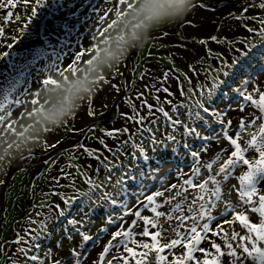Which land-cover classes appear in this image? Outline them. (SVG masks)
Wrapping results in <instances>:
<instances>
[{
    "label": "snow or ice",
    "instance_id": "obj_1",
    "mask_svg": "<svg viewBox=\"0 0 264 264\" xmlns=\"http://www.w3.org/2000/svg\"><path fill=\"white\" fill-rule=\"evenodd\" d=\"M37 3L40 4L41 0H37ZM136 3L137 0H108V7L101 12L96 22L99 27H95L92 31V39L96 41L99 37V40L87 50V53L77 52L72 63L63 69L49 66L50 72L54 69L53 75L42 80V86L34 93L36 98L26 99L33 94L30 90H25L20 99L12 101V106L0 104V133L3 134L4 139V147L0 152V168L5 170V175L13 165L15 170L22 169L24 165L19 161L33 159V155L25 156L22 148V144L28 143V138L25 137L27 128L17 131V127L25 117L31 119L40 116L44 121L54 125L61 124L60 118L71 108L69 97L74 91L89 92L91 93L89 96L93 94L99 96L106 86L112 92H121L124 85H120L116 79L123 75L119 67L107 76L101 72L99 76L93 77L92 73L96 71L95 62L101 52L106 51L101 48V44L111 46L110 33L128 16L129 12L136 10L134 19H138L139 22L133 25V34H135V29L141 27L145 21L151 22L182 15L189 7V0H142L138 9ZM2 7L4 6L0 5V8ZM192 7L211 8L204 3V0H200L199 4ZM257 12L260 15H256ZM35 13L36 10L33 8L32 14ZM5 15L9 18V22L14 16L11 11L6 12ZM229 17L243 24L246 30L245 40L248 34H252L264 45V0H243L235 13L229 12ZM15 19L19 21L21 17L15 16ZM129 23L131 21L125 22V27ZM187 23L191 24V21ZM27 27L28 25L25 24L24 28ZM4 31L5 29L0 27V33ZM168 35V31L163 28L153 33L156 39H163ZM115 38L119 42H124L125 33H120ZM210 39L223 43L231 52H239L234 40L221 41L215 35ZM245 40L239 41L242 48ZM199 42L204 45L208 43L207 40ZM8 47L12 45L8 44ZM86 54L90 55L89 59L83 61L86 66L79 67L82 57ZM3 55L8 56L9 53L4 52ZM244 55H248L247 48H244ZM228 59L231 60V57ZM205 60L213 63H208L205 67ZM215 61L220 63L216 65ZM237 63L239 61L229 64L220 53L209 50L206 57L198 64L188 66L191 75L180 73L174 67L164 72L162 75L165 80L169 79L170 73L177 79L182 75L189 85L187 88H181L180 91L183 99L191 103L177 104L174 109L165 110L159 107L161 103L159 97L156 98L155 105L148 103L144 92H138L134 98L129 97L126 103L131 109V114L120 113L125 125L105 132L107 137H115L121 146L113 151L104 140L99 141L111 153V158L103 160L102 166L94 171V175L103 172V179L99 176L97 180L89 177L87 182L92 185L89 192L105 189L99 197L100 201H110L111 205L118 204V200L113 198L107 188L119 189L123 194L127 181L137 179L133 174V170L137 172L140 170L137 160L141 157L144 161L150 159V155L145 151V139L154 146L152 151H156V145L166 147V141L177 142V132L180 133L181 138L187 136L201 141L198 148H193L191 141L183 143V148L187 150L186 154L191 157L187 170L177 167L176 173H170L155 169L153 174L146 177L140 172L145 179L158 180V186L150 187L141 181L142 190L136 194L135 200L123 203V214L113 217L109 213L102 221L103 226L99 227L95 234L92 233V229L96 227L95 222L90 217L87 220L84 218L88 216L87 213H84V216H73L66 208L74 203L73 198L68 197L66 192L43 193L44 198L36 207L47 208L50 214L55 211V216L49 218L44 217L40 212H34L35 216L41 217L39 230L30 228L26 230L25 235L16 233L11 242V251L9 241L0 238V264H247L248 257L258 259L259 264H264V79L256 80L254 83L244 80L240 87L230 89L242 97L244 102L233 110L242 113V116H236L235 122L229 117L226 109L211 108L216 91L221 89L222 85H227L226 80L219 79L221 75L229 76V72L223 69L231 68ZM56 74L60 79L54 78ZM90 84L96 87L89 88ZM152 88L155 89V85ZM205 88H207L206 92ZM48 89L66 92L64 99L68 102V106L61 104L59 107L53 105L48 108L49 101L41 99L42 91ZM168 91L167 88L164 89V92ZM134 100L140 101L139 106ZM168 103L172 104L174 101L170 99ZM107 107V103H101L98 110L93 101H88L83 106L82 114L73 112L68 119V123L72 125L71 130L78 131L75 127L77 119L85 117L94 119L96 115H102L103 109ZM181 109L187 110L190 118L194 116L195 120L192 124L185 123L180 118L184 115ZM157 110L172 127L171 132L166 128L165 134L161 135L159 129L153 126L157 123L155 119ZM210 110L211 116L215 117V122L220 126L219 131L205 120L203 114H208ZM141 111L144 114H141ZM195 121L212 128L214 134L204 135L202 130H198L201 124ZM27 127L30 128L32 125L29 124ZM79 130L84 131L83 126ZM45 131L49 136L56 135L55 129L45 128ZM86 131L94 132L95 126L89 125ZM14 137L24 139L18 140ZM59 143L61 142L48 143L46 140L41 146V151L55 148ZM79 148L91 154V150L85 145L80 144ZM28 152L32 153V149L29 148ZM124 156L128 157L127 161ZM97 159L100 157L98 156ZM128 165H131V168ZM65 171L66 169H61V172ZM156 172H159V176L155 174ZM69 176L70 174L65 179L67 180ZM160 176L165 179H160ZM56 180L57 178L53 177V182ZM74 186L75 180H72L71 184L64 185V187ZM0 187H6L4 179H0ZM148 187L150 191L145 193L143 188ZM49 197L54 198L56 202L48 203ZM145 211L154 215L142 214ZM69 216L72 218L68 219ZM60 218H64L67 222L60 226L57 233L55 221ZM28 223L30 225L37 223L33 219V214H29ZM225 226H228L227 229ZM209 233L212 237H218L220 242L210 238ZM76 237H79L78 243ZM134 237H150L151 242ZM43 240H52L53 243L45 248ZM65 240L70 244L67 255L62 254ZM239 241L244 243L241 244ZM87 242L98 246L97 255L84 256L81 249L87 250L85 248ZM202 242H204L203 247L200 246ZM129 243L135 247L129 246ZM138 248L143 250L137 251ZM166 250L179 255L176 259H171L170 255L165 254ZM210 256L213 258L209 259Z\"/></svg>",
    "mask_w": 264,
    "mask_h": 264
},
{
    "label": "rangeland",
    "instance_id": "obj_2",
    "mask_svg": "<svg viewBox=\"0 0 264 264\" xmlns=\"http://www.w3.org/2000/svg\"><path fill=\"white\" fill-rule=\"evenodd\" d=\"M207 1L209 4H212L211 0H204V3ZM213 1L218 4V7L215 8L216 11H221L225 7L231 6L230 4L237 3V0ZM199 3L200 0H195V4ZM0 5L4 6L0 8V27L5 29L3 33H0V79L3 78L2 85L4 83V88L1 92L3 95L2 97L8 95L7 99L4 101L2 100V104L12 106V101L20 99L21 94L25 90H30L33 94L26 99L36 98L34 93L42 86V80L49 75H53L54 69L50 72L49 66L63 69L72 63L77 52L84 51L87 53V50L93 44L98 42L99 37L96 41L92 39V31L95 27H99V24L96 22L101 12L108 7V0H41L40 4L37 3V0H11V3H9V0H0ZM33 8L36 10L35 15L32 14ZM58 10L61 12L63 18L59 19L56 24L51 21L47 22L48 19L41 20L39 24L34 21L37 19L36 14L38 11L41 12L40 19H42L44 15L52 12L56 13ZM8 11H11L14 14L10 22L9 18L5 15ZM256 15H260V13L257 12ZM15 16H20L21 19L17 21ZM183 22L184 21L181 20L180 22L161 27L168 31V36L163 39H156L152 36L149 45L143 50L133 51L125 61L118 66L123 75L116 79L120 85H124L120 93L112 92L104 86L103 91L99 93L97 99L94 98L93 95L88 96L86 100L93 101L98 110L101 103L108 102V107L103 109L102 115L98 114L94 119L85 117L84 119H87V121H83L85 122L83 127L84 131H72V125L68 123V119L62 124L54 125L51 122L44 121L40 116L31 119L25 117L24 121L17 127L18 132L27 128V131H25V137L28 138V143L26 145L22 144V147L25 148L26 156L33 155V159L19 161L24 167L20 170H15V166L13 165L11 169H8L7 175H5L4 169L0 168L1 173L4 171L3 176L0 174V179H4L6 183V187H1L0 193V238L9 241L10 251L11 242L16 233L25 235L26 230L30 228L39 230V221L41 220V217L35 216L34 212H40L44 217L49 218L50 216H55V211L50 214L47 208L36 207L41 202V198H44L43 193L45 192H66L67 196L70 194L76 195L83 199V201L87 200V194H89L90 198L87 202L83 204L77 203V210L74 216H84V213H87L88 216L84 217L85 220L90 217L96 224V227L92 229V233H95L99 227L103 226L102 221L106 219V215L109 213H111L113 217L123 214V211H111L110 209L112 206L107 201L99 200L101 193L105 191L104 188H101L96 192H89L92 185H88L89 183L87 182L89 177L93 180H97V176H99L100 179H103V172L94 175V171L102 166L103 160L111 158V153L104 147V145L103 147H99L94 142L97 141V143H100L99 141L102 139L113 149V151L121 146L117 141L111 142V139L105 135L106 131H102V129H104L102 125L107 119L106 112H109L114 103L115 105H120L121 102H124L125 106L128 107L124 112L129 114H131V109L127 105L126 100L129 97H132V94H137L138 92H144L148 103L153 105L157 103L156 98L159 97L161 101L160 105H164L165 109H174L177 104L181 103H191V101H185L183 95L178 96L175 94L176 91L181 92V88H187L189 86L184 81L183 76L181 75V78L177 79V83L175 84L177 88H174V85L171 84V82H168V79L165 80L162 74L174 67L179 70L180 73H188L191 75V73L188 72V66L198 64L201 59L206 57L209 50L214 53H220V55L225 57V60L229 64L233 61H239V63L233 67L223 69L224 71L229 72V76L225 77L221 75L219 79L232 81L241 77V74L243 76L247 72L252 74V82L263 77L264 74L257 68V61L264 56V45L260 43L258 37L254 38L252 34H248L247 39L245 40V28L243 29L244 31L230 32L233 28L231 27L232 25L222 24L218 27L216 32L210 36H198L190 34L187 28H184L185 26L183 25ZM25 24L28 25L27 28H24ZM32 24H34L33 28H31ZM25 34H29L32 38L25 41ZM56 34L57 40L55 42ZM213 35L218 36L221 41H224L225 39L236 41L235 46L239 52H231L223 43L211 41L210 37ZM34 36H36L35 40L33 38ZM200 40H207L208 43L206 45L201 44L199 42ZM241 40H245L243 48L239 43ZM41 41L46 42L47 44L41 45ZM249 41H251V43H249ZM8 44H11L12 47L9 48ZM223 46L224 49L222 51L219 47ZM44 47L46 50V62L40 64L37 62L36 54L39 49ZM244 48L248 49L247 56L244 55ZM4 52H8L9 55L4 56ZM180 53L182 57L180 56ZM228 57H231V60H229ZM89 58L90 55H84L79 67H85L86 65L83 61H86ZM208 63H213V61L205 60V67ZM214 63L218 65L220 61H215ZM171 75L176 77L173 74ZM6 76L7 78L4 79ZM141 76H143V79H141ZM54 78L60 79L58 74H56ZM196 82L199 84V80ZM164 83H168L166 86L169 90L168 95H162L159 93V86L162 84L165 85ZM208 83H210V81H208ZM153 85H155V89L152 88ZM171 86H173V89ZM225 86L226 85H222L221 89H218L215 95H217L220 90H225L227 95H229L230 90ZM204 91L206 92L207 88H205ZM164 94H166V92ZM227 95H225V97H229ZM170 99L174 101V103L169 104L168 101ZM69 101L71 103L70 99ZM134 103L139 106L140 101L134 100ZM234 103L235 104H233L228 111L229 117H231L233 121L237 114L242 115V113H239L238 111H233L237 109L238 105H241V98L237 97ZM13 110L15 111V108H13ZM193 110L195 109L193 108ZM245 110L247 111V108H245ZM81 111L83 113V107ZM181 111L184 112V115L180 117L182 120L190 123L194 122V116L189 120L190 117L187 110L181 109ZM141 114H144L143 111H141ZM159 115L162 116V113L158 111L155 117L157 123L153 126L159 129L161 135L164 134L166 128L168 132H171L173 129L166 121V118L163 117L160 119V123L158 122ZM116 120L117 119L112 122H115ZM37 121H39V123ZM195 123H199V121H195ZM29 124H31L32 127L28 128L27 126ZM89 125L95 126L94 132L86 131ZM124 125L125 124L122 123L118 128H121ZM45 128L49 130L51 128L56 129V141L54 142L60 141L61 143L55 148H48L44 153L39 151V148H41L42 144L45 143L44 141H46L45 134L47 132L45 131ZM213 134V131L208 132L209 136ZM177 135L179 136L180 133L177 132ZM14 139L23 140L24 138L14 137ZM52 139H49L47 142L54 143ZM67 140L72 144H66ZM91 143H94L96 147H89ZM80 144L85 145L87 149L91 150V154H93L94 157L93 160L90 162L84 160L85 151L79 148ZM181 144H183L182 139H177V142L166 141V147L176 145V147L179 146L180 148ZM3 147V134L0 133V152H2ZM29 148L32 149V153L28 152ZM13 151H15V149ZM148 151L150 155L153 156V159H155V166L154 169H150V175L153 174L155 169L163 170L162 167L166 166L168 161L165 160L163 155L160 156V152L155 153L150 147L148 148ZM69 154H71V156ZM98 156L100 159H97ZM124 159L127 161L128 157L124 156ZM50 161H54V163H49ZM60 161L62 162L61 168L58 171V174L53 175V165ZM160 162L164 166H162ZM189 163L190 158H186L185 156L184 162L171 164L174 170L172 172L176 173L177 167L187 170ZM159 165H161V167ZM128 167H131V165H128ZM61 169H66V171L61 172ZM41 173H43V175H41ZM68 174H70V176L66 180L65 177L68 176ZM155 174L159 175V172H156ZM53 177L57 178L56 182H53ZM72 180H75L74 187H64L66 184H71ZM158 182V180L152 181L146 179L144 184L151 187L158 186ZM150 187L147 189L143 188L145 193L150 191ZM141 190L142 186L139 189L131 187L129 195L125 199L124 197H121V200L124 203L132 202L135 200L136 194ZM107 191L111 193L113 198H117L119 189L117 192V189L107 188ZM47 202L55 203L56 201L54 198L49 197L47 198ZM133 207H135V205H133ZM29 214H33V219L37 221L36 224L30 225L28 223V217L26 216ZM142 214L154 215L147 211ZM55 224L57 233H59L62 224L58 223V220L55 221ZM227 227L228 226H225L226 229ZM27 238L28 237L26 236V239ZM134 238L144 240L145 242H151L150 237ZM45 241L46 240H43L45 248L53 243L52 240H48V242ZM76 242H79V237H76ZM69 246V242L65 240L63 250L65 255H67ZM129 246L135 247V245H132L131 243H129ZM94 247L95 249L90 250L92 251L91 253H96L98 251L97 247ZM142 250L143 249H137V251ZM165 254L170 255L171 259H176V256L179 255V253H169L167 250ZM41 257L43 256L41 255Z\"/></svg>",
    "mask_w": 264,
    "mask_h": 264
},
{
    "label": "clouds",
    "instance_id": "obj_3",
    "mask_svg": "<svg viewBox=\"0 0 264 264\" xmlns=\"http://www.w3.org/2000/svg\"><path fill=\"white\" fill-rule=\"evenodd\" d=\"M140 2L142 0H137L136 9L140 7ZM195 5V0H189V7L182 15L177 16H169L165 17L160 20L154 21H145L144 24L135 29V34H133V25L138 23V19H134L136 17V10L129 12L128 16L121 21L117 27L112 30L110 33L112 37L111 46L101 44L102 49H106V51H102L99 59L95 62L96 71L92 73L93 77L99 76L101 72L104 75H111V73L125 61V59L133 52L143 50L147 45L151 43V39L153 33L158 30L159 28L170 25L173 23L180 22L181 20L185 19L193 10ZM142 19V17L140 18ZM131 21L125 27V22ZM120 33H125V41L119 42L116 40V36ZM89 88L94 89L96 85L90 84L88 85ZM91 93L89 92H73L72 95L69 97L71 100V108L65 115L60 118L59 123H63L66 119H69L78 105H80L83 101H85ZM67 95L66 92L61 90H44L41 93V99L49 101L47 107L51 108L53 105L59 107L63 104L65 107L68 106V102L65 101L64 97Z\"/></svg>",
    "mask_w": 264,
    "mask_h": 264
},
{
    "label": "bare ground",
    "instance_id": "obj_4",
    "mask_svg": "<svg viewBox=\"0 0 264 264\" xmlns=\"http://www.w3.org/2000/svg\"><path fill=\"white\" fill-rule=\"evenodd\" d=\"M243 2V0H237V3L236 4H230L231 6H228V7H225L224 9H222L221 11H216V10H211V9H213L214 7L213 6H211V8H209V9H200V8H193V10L191 11V13L189 14V16H187L185 19H183V25L185 26H183L184 28H187V30L189 31V33L190 34H195V35H198V36H210V35H212L217 29H218V27H220V25H222V24H230V25H232L231 27H233L232 28V30L230 31V32H233V31H244L243 29H244V26H243V24H241V23H239L238 21H236V20H233V19H231L230 17H229V12L231 11V12H233V13H235L236 11H237V9H238V7H240V5H241V3ZM208 5V4H207ZM210 6V5H209ZM215 9V8H214ZM41 14V12L40 11H38L37 12V14H36V18L37 19H35L34 21L37 23V24H39V22L41 21V20H45V19H48L47 20V22L48 21H51V22H53L54 24H56V23H58V21H59V19H61V18H63L62 17V14H61V12L58 10L56 13H54V12H52V13H50V14H47V15H44L43 16V18L42 19H40V15ZM188 21H191V24H188L187 22ZM33 25L34 24H32L31 25V28H33ZM25 36V41H27V40H29L30 38H32V36H30L29 34H25L24 35ZM24 36H23V38H24ZM35 37L36 36H34L33 38H34V40H35ZM56 40H57V34H56V36H55V42H56ZM40 44L41 45H45V44H47L46 42H40ZM37 49H38V47H37ZM219 49H221L222 51H223V49H224V46L223 47H219ZM181 51H184V50H181ZM45 54H46V50H45V47L44 48H41V49H39V51H38V53L36 54V58H37V62L38 63H42V64H44L45 62H46V56H45ZM180 56H181V53H180ZM182 57V56H181ZM263 62V63H262ZM17 65H18V63H17ZM261 65V66H260ZM264 65V60H260L259 61V66L260 67H262ZM12 70H13V66H12ZM264 74V73H263ZM7 78V76L6 77H4V79H6ZM172 78V79H171ZM174 78V79H173ZM261 79H264V75H263V77L261 78ZM2 80H3V78L2 79H0V104H1V102H2V100H3V98L5 97H7L6 95L4 96V97H2L3 95H2V92H1V90L4 88V83H3V85H2ZM169 81L168 82H171V84H173L174 85V88H177L176 87V83H177V78L176 77H174V76H172L171 74H170V76H169V79H168ZM257 80H259V78L257 79ZM254 82V81H253ZM165 85H161V86H159V93L160 94H162V95H168V92L166 93V94H164L165 92H164V89L166 88V86L168 85V83L166 84V83H164ZM171 88L173 89V86H171ZM176 95H178V96H181L182 95V93L181 92H178V91H176V93H175ZM135 95L136 94H132V97L134 98L135 97ZM93 96H94V98H96L97 99V97L98 96H96L95 94H93ZM1 97H2V99H1ZM88 101L87 100H85V101H83L80 105H78L77 106V108H76V111H74V114L75 113H81L82 114V111H81V109H82V107L87 103ZM108 103V102H107ZM125 108H128V107H126L125 106V103L124 102H121L120 103V105H119V108H118V111H119V114L121 113V112H124V110H125ZM242 116V115H241ZM84 120H86L87 121V119H77L76 121H75V127L78 129V131H79V129H81V126H83L84 127V124H85V122H83ZM122 123H124L125 124V121L123 120L122 121V118L120 117V115H119V117L117 118V120L115 121V122H112V123H110L108 126H106L109 130H113V129H116V128H118L119 127V125L120 124H122ZM50 130H53V128H51ZM56 130V129H55ZM106 130V129H105ZM77 131V132H78ZM56 136H49L48 135V132L45 134V139L48 141L49 139H52V138H54V139H52L53 140V142L54 141H56V138H55ZM108 138H110L111 139V142H114V141H116V139H115V137H108ZM51 140V141H52ZM71 140H73V139H71ZM45 142V141H44ZM96 145H98L99 147H103V145L101 144V143H97V141H95L94 142ZM94 143H91L90 145H89V147H93V148H95L96 146L94 145ZM66 144H68V145H71L72 143L71 142H69L68 140L66 141ZM23 148V151H24V153H25V148L24 147H22ZM94 159V157H93V154H88V153H86L85 152V158H84V160H86L87 162H90L91 160H93ZM59 163V164H58ZM61 161L60 162H57V163H55L54 165H53V170H52V174L54 175V174H58V171L60 170V168H61ZM5 171V170H4ZM4 171H2V173H1V170H0V174H2V176H3V174H4ZM0 193H1V187H0ZM29 215H27L26 217H28ZM237 230H239V229H237ZM217 241H220V239L218 238V237H214ZM234 244L236 243V241H232ZM239 243H244L243 241H239ZM204 246V242L201 244V247H203ZM93 250V249H92ZM208 249H206V251H207ZM213 252H214V250H212ZM92 251H90V254L88 253L87 254V256H85V257H89V256H95L96 255V253H91ZM197 255H202L201 253H197ZM209 259H211V258H213V257H208ZM247 264H259V261H258V259L257 260H254L253 259V257H248V261H247Z\"/></svg>",
    "mask_w": 264,
    "mask_h": 264
}]
</instances>
